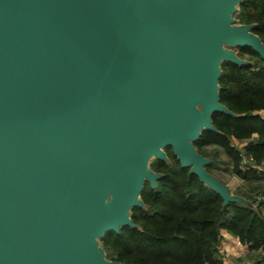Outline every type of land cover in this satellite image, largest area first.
<instances>
[{
  "label": "water",
  "instance_id": "95a60500",
  "mask_svg": "<svg viewBox=\"0 0 264 264\" xmlns=\"http://www.w3.org/2000/svg\"><path fill=\"white\" fill-rule=\"evenodd\" d=\"M241 0H0V264H122L99 245L136 229L144 184L182 168L220 196L252 204L196 151L214 113L220 66L264 62Z\"/></svg>",
  "mask_w": 264,
  "mask_h": 264
},
{
  "label": "trees",
  "instance_id": "16d2710c",
  "mask_svg": "<svg viewBox=\"0 0 264 264\" xmlns=\"http://www.w3.org/2000/svg\"><path fill=\"white\" fill-rule=\"evenodd\" d=\"M234 19L240 25H254L252 32L264 44V0H241ZM237 56L242 60L248 56V65L223 62L218 80L219 102L234 116L214 113L216 131H202L194 147L205 158H209L205 148L221 149L231 174L252 183L264 180V63L250 48H238ZM165 153L168 162L150 164L162 174L157 187L145 183L140 194L143 207L131 210L137 228L123 227L99 240L105 258L122 264H227L221 231L250 253L264 252V200L241 197L252 207H223L220 196L190 175L189 168H182L170 148ZM212 167L213 161L206 167L209 174ZM258 264H264V258Z\"/></svg>",
  "mask_w": 264,
  "mask_h": 264
},
{
  "label": "rangeland",
  "instance_id": "374dc122",
  "mask_svg": "<svg viewBox=\"0 0 264 264\" xmlns=\"http://www.w3.org/2000/svg\"><path fill=\"white\" fill-rule=\"evenodd\" d=\"M238 25V22L235 23ZM227 49L233 51L234 53H238V49L235 47H226ZM246 60H248V56H244ZM257 62V61H255ZM263 62V61H262ZM264 63V62H263ZM232 144L240 148L242 144L238 143L237 141L233 140ZM204 153L209 156V159L213 161V167L211 169V175L217 178L223 185H225L229 191L230 195L239 197H247L250 199L258 198L260 201L264 200V180H256L252 183H246L241 181L239 178L233 176L231 174V165L228 158L222 152L221 149L216 147H208L204 149ZM155 159L151 158L149 164L153 162ZM246 199V198H245ZM257 200V199H256ZM263 215H264V210ZM221 234H227L225 231H221ZM229 235V234H228ZM230 236V235H229ZM224 238L221 241L222 253L226 258L227 264H258V262L264 258V252H256L250 253L248 249L241 248L239 243L234 241V244H224L222 243ZM243 250H245L243 253Z\"/></svg>",
  "mask_w": 264,
  "mask_h": 264
},
{
  "label": "crops",
  "instance_id": "0c3cea01",
  "mask_svg": "<svg viewBox=\"0 0 264 264\" xmlns=\"http://www.w3.org/2000/svg\"><path fill=\"white\" fill-rule=\"evenodd\" d=\"M221 235H222V238H224V241L222 242L224 244H228V245L229 244H234V241H236V243H239L237 239L229 236L228 234H225V235L221 234ZM239 245L241 246V248H243V249L245 248V250H246V247L245 246H242L240 243H239ZM245 250H243V253H245L244 252Z\"/></svg>",
  "mask_w": 264,
  "mask_h": 264
},
{
  "label": "built area",
  "instance_id": "2783aa9c",
  "mask_svg": "<svg viewBox=\"0 0 264 264\" xmlns=\"http://www.w3.org/2000/svg\"><path fill=\"white\" fill-rule=\"evenodd\" d=\"M262 165L264 166V161H263ZM250 264H252V263H250Z\"/></svg>",
  "mask_w": 264,
  "mask_h": 264
}]
</instances>
